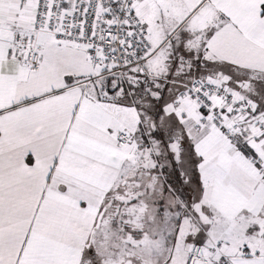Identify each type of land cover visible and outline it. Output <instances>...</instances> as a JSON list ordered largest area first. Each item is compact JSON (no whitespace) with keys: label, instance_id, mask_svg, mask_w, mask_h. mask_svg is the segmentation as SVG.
I'll return each instance as SVG.
<instances>
[{"label":"snow or ice","instance_id":"6c2138e0","mask_svg":"<svg viewBox=\"0 0 264 264\" xmlns=\"http://www.w3.org/2000/svg\"><path fill=\"white\" fill-rule=\"evenodd\" d=\"M0 264H264V0H0Z\"/></svg>","mask_w":264,"mask_h":264}]
</instances>
